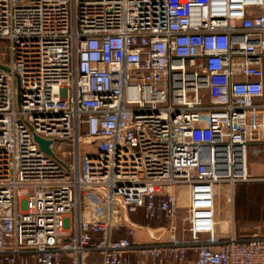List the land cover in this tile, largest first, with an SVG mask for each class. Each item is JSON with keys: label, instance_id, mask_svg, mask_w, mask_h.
<instances>
[{"label": "built area", "instance_id": "built-area-1", "mask_svg": "<svg viewBox=\"0 0 264 264\" xmlns=\"http://www.w3.org/2000/svg\"><path fill=\"white\" fill-rule=\"evenodd\" d=\"M252 145L264 0H0V264H264V234L216 236Z\"/></svg>", "mask_w": 264, "mask_h": 264}, {"label": "crops", "instance_id": "crops-1", "mask_svg": "<svg viewBox=\"0 0 264 264\" xmlns=\"http://www.w3.org/2000/svg\"><path fill=\"white\" fill-rule=\"evenodd\" d=\"M249 151H250V156H249L248 172H249L251 179L249 181L239 182L234 186H227V187H230V190L232 191L231 193L232 201L236 202V193H238V203H236V205L234 206V211H233V215L235 212V218L233 216L231 218V221H230L231 228L227 226V230L224 229L225 232L226 231L227 233L229 232L230 237L233 235L237 237H244L246 235L245 233L246 231H252V229L256 227H257V230L254 231L252 235L261 234L259 233L261 230L259 229V227H261L260 225L264 227V218L263 219L260 218L262 220H259L256 218L258 216L256 212L258 207L254 206L253 208H247L249 209L248 212H251V209L254 210L252 213H254L253 216L255 217L252 220L246 221L243 218L244 211L242 213H238V214L236 213L237 208H239V211H242L244 207L246 208L245 202L249 201L250 199L257 200L256 195H258V192H259L258 189H261L262 193L264 192V145L263 147L262 145H258L255 148L253 147V149H250ZM246 183H257V184H255L256 187H254L253 184L248 185ZM257 185H260V186L257 187ZM224 187L226 186H223L222 188ZM181 193H183L182 200H187L185 196V192L183 191ZM260 200L263 203L264 193H263V196L260 198ZM140 216L145 218L143 214H137L134 217L137 223H134L131 220L133 222L132 224L137 226V233L133 238L135 242H138V243L148 242L151 240H155V238H165L168 235V231L166 229V226L168 225L167 223L161 224L159 222H162V221H159L156 226H154L153 224L146 225V224L141 223V221L140 222L138 221L139 220L138 218ZM263 217H264V213H263ZM236 218H237L238 223L235 222ZM252 235H248V236H252ZM248 236H245V237H248ZM190 258H195L194 254H190ZM132 264H136L135 257H133Z\"/></svg>", "mask_w": 264, "mask_h": 264}, {"label": "rangeland", "instance_id": "rangeland-1", "mask_svg": "<svg viewBox=\"0 0 264 264\" xmlns=\"http://www.w3.org/2000/svg\"><path fill=\"white\" fill-rule=\"evenodd\" d=\"M256 146H258V145H252L251 146L252 148L250 147L249 150L253 149V147L255 148ZM262 147H263V145H262ZM249 150H248V164H249V156H250V151ZM246 184H248V185L249 184H253V186L256 187L255 184H257V183H246ZM258 186H260V185H257V187ZM258 190H259L258 195H256L257 196V200L250 199L249 201L245 202L246 208L244 207V209L242 211H239V208H237V210H236L237 214L238 213H242L244 211V217L243 218L246 221L252 220L255 217V216H253L254 213H252L254 210L251 209V212H248L249 209H247V208H253L254 206L258 207L257 211H256L258 216L256 218L259 219V220H262L264 218L263 217L264 201L262 203V201L260 200V198L263 196L264 192L262 193L261 189H258ZM231 193H232V191L230 190V187H227V186L222 188V189H220V192L218 193V198H217V217H218V221L219 222H218V226H217L216 236L220 240H226L227 238L230 237L229 236V232L228 233H227V231L225 232L224 229L227 230V226H229L231 228V222H230L231 218H232V216L235 218V212H234V215H233V211H234V206L236 205V203H238V193H236V202L232 201ZM179 206H180V208L178 209L179 213H178V216H177L175 221H176V224H177V226H178V228L180 230V235L188 237V231H187V229H188L187 200L180 201L179 202ZM260 214H261V216H260ZM260 218H262V219H260ZM138 219H139L138 220L139 222L141 221V223L146 224V225H149V224L157 225L158 222H159L157 220H149V219L141 217V216ZM146 220H148V221H146ZM152 222H156V223H152ZM235 222L238 223L237 218H236ZM159 223H161V222H159ZM260 226L261 227L258 226L259 229H261L259 233L264 234V229H263L264 227L262 225H260ZM221 230H222V232H221ZM256 230H257V227L253 228L252 231H246L245 232L246 233L245 236L252 235L254 233V231H256ZM168 234H169V232H168ZM86 264H98V262L96 261L95 256L93 254H89L86 257Z\"/></svg>", "mask_w": 264, "mask_h": 264}, {"label": "water", "instance_id": "water-1", "mask_svg": "<svg viewBox=\"0 0 264 264\" xmlns=\"http://www.w3.org/2000/svg\"><path fill=\"white\" fill-rule=\"evenodd\" d=\"M93 139L94 138H87L86 141H91ZM35 140L39 142V144L43 150H45L47 153H50V154L52 153V151L50 150V148L48 146L49 145L48 140H45V139L39 137L38 135H35Z\"/></svg>", "mask_w": 264, "mask_h": 264}, {"label": "trees", "instance_id": "trees-1", "mask_svg": "<svg viewBox=\"0 0 264 264\" xmlns=\"http://www.w3.org/2000/svg\"><path fill=\"white\" fill-rule=\"evenodd\" d=\"M146 221H148V220H146ZM152 223H156V222H152ZM163 223H167V222H165V221H163V222H161V224H163ZM154 226H156L155 224H153ZM122 231H124V230H122Z\"/></svg>", "mask_w": 264, "mask_h": 264}]
</instances>
